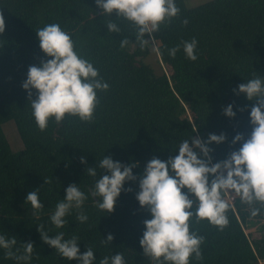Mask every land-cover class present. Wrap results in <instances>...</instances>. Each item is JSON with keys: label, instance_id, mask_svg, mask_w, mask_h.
Returning <instances> with one entry per match:
<instances>
[{"label": "trees", "instance_id": "16d2710c", "mask_svg": "<svg viewBox=\"0 0 264 264\" xmlns=\"http://www.w3.org/2000/svg\"><path fill=\"white\" fill-rule=\"evenodd\" d=\"M176 3L181 8L179 17L161 27L154 44L160 52L159 62L168 68L164 73L157 72L156 62L144 60L151 44L141 51L131 36L133 42L120 49V40L130 30L125 22L115 20L124 29L123 35L109 33L105 24L109 18L95 0H0L5 20V31L0 33V234L16 236L15 248L21 252L22 243L31 241L30 264H78L60 257L41 240L39 224L50 236L63 231L65 238L79 237L81 253L87 244L93 247L94 264L119 252L124 253L126 264H150L139 241L145 230L143 221L151 216L136 199L147 162L154 156L167 160L178 154V144L191 135L206 140L210 133L223 132L225 142L209 145L215 163L239 149L242 142L231 145L238 132L245 139L250 135L255 101L247 100L243 93L237 96L233 89L254 76H264V0H207L191 7L184 0ZM185 18L187 26L181 23ZM111 19H116L115 13ZM52 23L71 33L76 50L99 69L110 87L97 92L99 105L93 123L66 117L57 124L53 119L42 132L31 115L22 82L30 65L39 66L41 58L48 59L39 47L36 29ZM193 37L198 41L196 61L186 59L182 48L175 58L169 56L168 48ZM145 38L150 39L147 34ZM230 104L236 112L234 118L223 113ZM245 106V111H239ZM6 122L14 125L20 142L17 149L5 137ZM103 155L124 164L139 162L133 168L137 181L124 184L133 190L121 192L111 213L95 207L93 199L98 198L92 199L90 191L95 178L85 172L87 167H97ZM81 157H86V164ZM104 174L105 170L98 169V176ZM72 183L88 195L83 205L88 220L78 223L79 210L73 209L65 218L68 224L56 229L49 217ZM36 189L44 205L39 218L30 203L25 204L27 194ZM229 217L223 232L207 221L194 226L206 241L201 246L203 260L192 259L190 264L264 262V214L250 218L246 206L235 199ZM247 220L259 222L260 237L248 238L243 231ZM109 233L113 240L102 244ZM0 264L17 261L6 259L0 249Z\"/></svg>", "mask_w": 264, "mask_h": 264}, {"label": "clouds", "instance_id": "9594fccd", "mask_svg": "<svg viewBox=\"0 0 264 264\" xmlns=\"http://www.w3.org/2000/svg\"><path fill=\"white\" fill-rule=\"evenodd\" d=\"M95 4L103 16L109 18L105 23L109 33L123 35L124 29L115 20L125 22L130 30V35H123L120 40L121 50L133 42L131 36H135L134 43L141 51L150 44L154 46L156 33L162 26H169L181 13L176 0H95ZM113 13L116 19H111ZM181 23L187 26L189 20L185 18ZM4 31L5 20L0 14V33ZM146 34L150 39L145 38ZM36 35L39 47L48 59L41 58L39 66H29L22 88L27 90L37 128L46 131L50 120L54 119L59 124L66 117L93 123L99 105L97 92H106L109 84L100 76L99 69L79 54L71 33L63 30L60 24H46L36 29ZM197 47L198 41L193 37L167 51L170 57L175 58L182 48L186 59L196 61ZM153 51L160 54L155 47ZM233 92L237 96L243 93L247 100L255 101L250 111V135L245 139L244 134L238 132L231 141V145L242 142L238 150L230 151L225 159L214 163L211 155L214 150L209 145L225 142L226 134L210 133L206 140L191 135L178 144V154L170 155L167 160L155 156L149 160L139 177L136 199L151 216L143 221L145 230L139 242L150 264H190L192 259L203 260L201 246L206 237L200 235L194 226L207 221L223 232L230 224L229 213L235 199L246 206L250 218L264 214V76H254L239 84ZM223 113L229 118L236 115L231 104L223 108ZM80 160L87 163L86 157ZM97 161V167L85 169L87 176L95 178L91 197L98 198L93 199L95 207L111 213L121 192L133 190L124 188V184L137 181L133 168L139 162L124 164L114 161L110 155H103ZM98 169L105 170L107 174L98 176ZM45 183H49L46 178ZM65 192L49 217L56 229L68 224L65 218L73 209L79 210L76 215L78 223L88 220L83 211L88 195L75 183L70 184ZM26 203H30L33 214L39 218L44 208L39 189L27 194ZM37 230L41 240L54 248L60 257L76 260L78 264H94L96 261L93 247L88 244L87 250L81 253L79 237L65 238L63 231L50 236L43 224H39ZM113 238L109 233L101 243L110 244ZM16 245V236L8 238L0 234V249L4 250L6 259H13L17 264H30L34 244L31 241L22 243V252L15 248ZM99 264H126L124 253L104 256Z\"/></svg>", "mask_w": 264, "mask_h": 264}, {"label": "rangeland", "instance_id": "374dc122", "mask_svg": "<svg viewBox=\"0 0 264 264\" xmlns=\"http://www.w3.org/2000/svg\"><path fill=\"white\" fill-rule=\"evenodd\" d=\"M207 0H184V5L187 7H191L197 5L199 3L205 2ZM153 45L151 44V52L149 56L144 58L146 61L156 62L157 72L161 71L164 73H168V68L166 65H163L159 62L158 55L156 51H153ZM185 115L189 117L188 111L185 112ZM3 132L7 141L9 142L11 148L17 149L20 147V142L18 136L16 134L14 125L11 122H6L3 124ZM243 231L248 235V238L251 237H260L262 234L261 230L259 229V222L255 220H247L245 224H243ZM264 262L260 261L259 264H263Z\"/></svg>", "mask_w": 264, "mask_h": 264}]
</instances>
